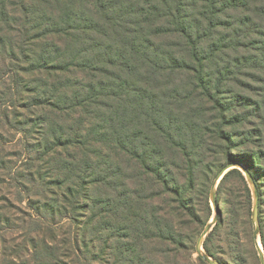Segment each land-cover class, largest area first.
Instances as JSON below:
<instances>
[{
  "label": "trees",
  "instance_id": "1",
  "mask_svg": "<svg viewBox=\"0 0 264 264\" xmlns=\"http://www.w3.org/2000/svg\"><path fill=\"white\" fill-rule=\"evenodd\" d=\"M43 1L59 2L61 10L68 13L67 23L79 20L74 25L81 40L78 38V46H67L62 40L61 47L49 36H43L46 47L39 62L33 64L40 75L27 86L34 94L29 103L41 105L37 106L41 112L36 116L42 127V152L38 159L50 168V175H55V180L46 181L45 176L44 181L41 172L37 174L51 187V196H42L45 203L40 214L49 222L54 219L51 215L76 221L71 214L78 208H90L89 203L104 204L108 214L123 221L117 226L105 222V228L113 229L114 236L122 235L125 240L157 238L156 241L167 242L176 250L187 248L196 253L195 242L211 215L208 189L214 165L209 159L208 140L216 137L230 141L233 133L229 128L234 122L231 118L226 120L224 104L220 103L221 114L213 117L206 114L205 107L214 99L218 101L223 88L231 81L237 82L245 69L264 72V30L253 17V2ZM76 5L78 10L73 9ZM31 8L43 12L47 6ZM260 9L264 10H257ZM53 18L48 21H54ZM37 20L33 23L37 24ZM42 29L49 32L46 26ZM90 29L100 33L98 37H92ZM57 30L64 31L55 21L53 31ZM54 53L57 61L43 64ZM230 91L232 96L245 99L235 87ZM231 147L229 143L225 150L229 162H239L230 152L234 151ZM78 153L83 156L78 157ZM259 157L261 153L254 159L260 161ZM75 161L78 165L72 167ZM243 165L253 175L251 167ZM75 167L82 174L70 181L69 171ZM235 174L246 184L238 168L230 169L221 184ZM127 178L131 183L125 182ZM48 186L43 185V191L49 192ZM197 186L202 196L200 206L196 204L198 192L194 194ZM109 188L117 201L98 192ZM60 201L68 205L57 207ZM163 208L167 217L154 213ZM229 209L234 218L242 216L235 206ZM235 222L241 223L239 218ZM187 225L193 227L190 235L182 232ZM230 226L224 237L225 224L219 219L204 241V250L227 264L222 259L226 252L215 245V240L225 242L228 250L232 243V260L243 264L241 235L234 223ZM94 227L90 220L81 226L85 240ZM98 231L102 233L101 229ZM52 235L56 243V230ZM218 235L221 237L217 238ZM77 236L74 233L61 241V247H67L66 243L74 245ZM261 241L264 247L263 227ZM247 242L249 247L244 249L258 260L251 230ZM50 243L43 242L44 248H50ZM117 244V248L122 246L128 253L134 251L128 243ZM70 254L69 251L68 257ZM52 258L55 261L49 264H60L59 256L52 254ZM196 258L200 264H207L198 255Z\"/></svg>",
  "mask_w": 264,
  "mask_h": 264
},
{
  "label": "rangeland",
  "instance_id": "2",
  "mask_svg": "<svg viewBox=\"0 0 264 264\" xmlns=\"http://www.w3.org/2000/svg\"><path fill=\"white\" fill-rule=\"evenodd\" d=\"M250 1L254 4L255 14L253 17L261 23L260 28L264 30V10H257L259 7L264 8V0ZM78 2L76 0L75 4H79ZM39 5L47 6V8H43V12L32 10V6L36 8ZM61 9L63 6L59 7V2L47 4L43 0H0V264H38L37 260L40 263L49 264L52 260L55 261L52 254L59 256L57 262L60 264H200L196 258L197 254L192 253L191 249L176 250L172 247L173 245L164 241H156L157 238L152 237L125 240L122 235H120L121 238L114 236L113 229L105 228V222L108 224V221H111V224L117 226L123 221L118 216L113 217L108 214L104 204L93 206L89 203L92 208H78L75 212L69 209L72 212L71 216L76 217V221L67 217L62 218L60 215H51L54 219L49 222L44 219V215L40 214V211H44L45 203L42 196L45 194L51 196V190L49 189L50 185L48 186L47 182L44 183L37 174L41 172L43 179L46 176V181L55 180V175H50V168L41 164V160L38 159L42 152V148H39L40 140H42V127H40L36 116L41 112V108L37 106L41 105L33 106L29 103L34 94L27 89V86L31 79L40 75L33 64L39 62V58L42 57L45 45H43V36H49L51 41L58 42L61 47H64V43L67 46L69 43L71 46L80 44L78 40V38L81 40L80 31L74 25L79 20L71 19L67 23L68 13ZM73 9L78 10L77 5ZM51 16L54 17V21L50 22L48 18ZM96 16L99 22H103L100 15L96 14ZM35 19H38L37 24L33 23ZM55 21L58 27L64 30L63 33L61 30L53 31ZM42 26H46L49 32H45ZM243 28L247 30L248 27ZM67 32L74 35L79 34L80 37L65 36ZM90 32L92 37H98L100 34L95 29H90ZM104 38L102 36L103 41ZM92 40L91 38L87 43ZM98 40L101 39L98 38ZM56 56L57 53L50 55L43 64L57 61ZM58 58L63 57L59 55ZM242 73L238 75L237 82L231 81L230 85L223 88L224 93L219 94L216 98L218 101L214 99L205 107L207 108L206 114L213 117L221 114L220 103H222L226 120L229 121L230 118L234 120L231 123L232 128L228 127L233 133V138L230 141L216 137H211V140H208L211 143V145L208 143L211 148L209 159L214 165L208 189L211 207L209 220L214 215L210 188L214 178L221 170V166H225L229 162L225 150L230 143L231 148L234 146V151H230L234 159L250 166L253 171L259 192L258 220L260 243L263 247L261 229L264 228V163H262L264 161V106H262L264 105V72L245 69ZM232 86L244 95V100L236 95L232 96L230 91ZM243 118H247L246 121ZM240 120L242 121L240 122ZM240 142H244V145H239ZM259 152L262 156L259 157L260 161L254 159V156L260 154ZM82 156V153H78V157ZM72 163V167L78 165L76 161ZM55 166L60 167L58 164ZM31 172L34 174L32 177L29 175ZM80 174L82 173L76 167L70 170V181ZM223 177L217 183L216 201L219 200L217 201L219 206L217 221L223 220L225 224L222 229L224 237L227 228L230 231V224L234 223L236 230L241 235L244 248H248V232L249 230L253 232L254 228L251 220L252 186L246 178V184H244L237 174L221 184ZM125 182L131 183V179L127 178ZM43 185L48 186V191H50H43ZM245 185L248 186V190ZM53 188L57 190V186ZM194 191V194L198 192V186ZM98 192L103 197L105 194H109L111 200H118L115 192L110 188ZM196 196V204L198 202L199 205L202 196L199 192ZM58 198L62 199L60 196ZM58 204L57 207L68 205L64 201H60ZM230 205L235 206L236 210H241L242 216L238 214L234 218L229 213ZM154 213L162 217L168 216L165 208ZM119 214L121 215L122 212ZM237 218L241 223L235 222ZM88 220L92 221L95 227L92 228L85 240L82 235L84 230L81 226L87 224ZM173 222L175 225L177 224L176 221ZM191 226L183 227L182 232L185 235H190L193 230ZM86 229L88 233L89 227ZM99 229L102 230L100 234ZM55 230L57 233L56 243L52 240V231L55 232ZM74 233L78 235L77 242L74 245L66 243L67 247H61V241L67 240ZM220 237L221 235L217 236V238ZM119 240L133 246L134 251L128 253L122 246L117 248ZM45 241L51 242L50 248H44L46 247L43 244ZM215 245L220 246L226 252L222 259L227 264H238L231 258L233 255L231 246L234 244L231 243L229 250L225 242L215 240ZM244 248L241 252L244 255L243 264H259L250 250ZM69 251L71 258L68 257Z\"/></svg>",
  "mask_w": 264,
  "mask_h": 264
},
{
  "label": "water",
  "instance_id": "3",
  "mask_svg": "<svg viewBox=\"0 0 264 264\" xmlns=\"http://www.w3.org/2000/svg\"><path fill=\"white\" fill-rule=\"evenodd\" d=\"M232 168H238L242 171L245 178L249 182V184L252 186L253 190V206H252V214H251V220L254 225L253 228V240L255 244V248L258 255V260L260 264H264V250L260 243V225L258 220V210H259V192L256 185V182L254 180V177L252 173L240 162L233 161L229 162L225 166L221 168V170L218 172L216 177L214 178V181L212 182L211 188H210V199L211 204L214 210V215L209 220V222L204 226L200 234L198 235V238L195 242V252L196 254L207 264H223L219 260L213 258L209 254L206 253L203 247L204 240L208 233L211 231L212 227L215 225L218 219V203L216 201V192H217V183L219 180L224 176V174Z\"/></svg>",
  "mask_w": 264,
  "mask_h": 264
}]
</instances>
